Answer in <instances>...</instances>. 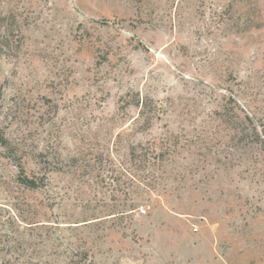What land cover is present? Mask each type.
Segmentation results:
<instances>
[{
	"label": "rangeland",
	"instance_id": "374dc122",
	"mask_svg": "<svg viewBox=\"0 0 264 264\" xmlns=\"http://www.w3.org/2000/svg\"><path fill=\"white\" fill-rule=\"evenodd\" d=\"M0 18V130L46 176L23 186L0 146V264H264V0H0ZM162 135L170 163L142 181L131 148Z\"/></svg>",
	"mask_w": 264,
	"mask_h": 264
},
{
	"label": "trees",
	"instance_id": "16d2710c",
	"mask_svg": "<svg viewBox=\"0 0 264 264\" xmlns=\"http://www.w3.org/2000/svg\"><path fill=\"white\" fill-rule=\"evenodd\" d=\"M2 19L4 18H0L1 21ZM2 37L7 38L6 32L4 33V36L0 35V38ZM4 42L7 43V41H4ZM2 45H4L3 42H2ZM139 102L143 106V101H140L139 99H137L136 104H139ZM142 114H143V111H142ZM145 142L146 143L138 144L140 149L137 155H135L136 148L132 147L130 151V155L132 157H136L138 161H140L139 170L143 173L142 181L149 179L152 182V180H156L157 177H155L154 175V177L149 178L148 173L146 172H150V175H152L155 171L159 169H163V170L166 169L168 163H170L169 161L170 159L169 156H170V151H171L170 142H172V140L170 139L169 136L162 135L158 141L157 140H147ZM158 142H161V143H158ZM260 145L262 146L260 149L262 152V159L264 161V142H262ZM0 146L6 149L9 148L11 150V154L9 155L10 157L12 155L11 159L13 163L18 167V175L16 178L18 179L20 184H22L23 186L27 188H38L43 184L44 180L46 179V176L44 174L41 175V177L40 176L39 177H36V176L28 177L27 175L25 176V173H24L25 171H24V167L22 164V157L21 155H18L22 145L17 142H9V139L3 134L1 130H0ZM124 171L125 173L130 174L126 169H124ZM151 182L150 184H144V186L146 187L150 186L149 189L153 188L154 186H152Z\"/></svg>",
	"mask_w": 264,
	"mask_h": 264
}]
</instances>
